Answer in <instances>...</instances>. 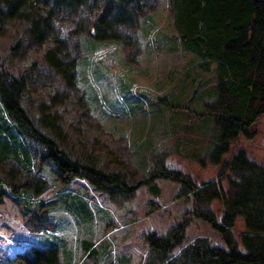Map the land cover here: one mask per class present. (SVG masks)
Returning a JSON list of instances; mask_svg holds the SVG:
<instances>
[{
  "label": "rangeland",
  "instance_id": "1",
  "mask_svg": "<svg viewBox=\"0 0 264 264\" xmlns=\"http://www.w3.org/2000/svg\"><path fill=\"white\" fill-rule=\"evenodd\" d=\"M64 27L71 42L80 44L83 37L72 34L70 22ZM21 35L15 22L0 35V72L27 80V110L38 119L46 105L57 118L58 141L71 157L125 173L131 185L147 179L156 160L164 161L167 169L188 175L198 186L215 182L228 193L231 172L212 165L210 157L219 133L210 106L218 84L216 66L204 72L198 59L182 49L172 0H153L138 26L117 42L94 53L79 49L81 75L74 87L47 67L42 49L12 52ZM1 109L2 104L0 130L11 127L15 143L30 147L31 166L22 150L17 159L0 160V264H28L34 249L52 248L59 251L60 264H144L146 235H165L180 224L187 231L177 252L198 238L226 248L222 236L193 213V198L179 197L180 185L172 180L154 182L158 197L141 186L123 200L109 198L83 179L66 185L51 162L41 159L42 147L5 120ZM249 133L251 139L241 135L231 144L222 162L242 150L264 166V112ZM4 142L0 138V155ZM207 209L222 219L220 201L201 206ZM245 231L239 218L232 233L242 251Z\"/></svg>",
  "mask_w": 264,
  "mask_h": 264
},
{
  "label": "trees",
  "instance_id": "2",
  "mask_svg": "<svg viewBox=\"0 0 264 264\" xmlns=\"http://www.w3.org/2000/svg\"><path fill=\"white\" fill-rule=\"evenodd\" d=\"M152 1L0 0V35L8 23L15 22L22 35L12 52H23L29 46L42 49L47 67L74 87L81 75L82 61L77 51L83 48L94 53L102 45L117 42L124 32L138 26L139 17ZM172 8L182 49L198 59L202 71L210 72L216 66L218 84L210 114L216 119L219 133L210 157L212 165L231 172L228 193L215 182L198 186L188 175L167 169L164 161L156 160L150 176L131 185L125 173L109 172L95 163L74 159L58 141L57 118L44 109L46 105L38 119L33 117L25 106L27 80L14 77L4 68L0 72L3 118L42 147L41 159L51 162L66 185L73 179H83L109 198L123 200L141 186H147L158 197L161 191L154 184L157 179L178 183V196L193 198V213L208 222L226 246H214L207 238H198L177 252L186 240L187 225H175L165 235H146L144 264H264V166L250 160L242 150L230 161L222 162L241 135L251 139L250 129L264 112V0H172ZM66 22H70L72 34L82 35L80 44L71 42L65 33ZM193 112L199 118L206 117L205 112ZM0 138L5 141L0 160L17 159L22 150L25 162L31 166L30 147L15 143L18 140L11 127L0 130ZM215 200L224 207L220 221L213 211L201 210V206L208 207ZM239 218L246 225L244 251L232 233ZM58 252L56 248L34 249L31 256L25 257L28 264H60Z\"/></svg>",
  "mask_w": 264,
  "mask_h": 264
}]
</instances>
